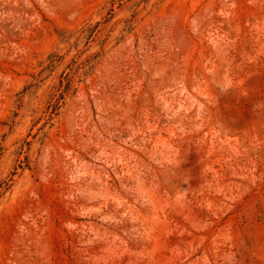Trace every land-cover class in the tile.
Here are the masks:
<instances>
[{
    "label": "rangeland",
    "instance_id": "obj_1",
    "mask_svg": "<svg viewBox=\"0 0 264 264\" xmlns=\"http://www.w3.org/2000/svg\"><path fill=\"white\" fill-rule=\"evenodd\" d=\"M0 264H264V0H0Z\"/></svg>",
    "mask_w": 264,
    "mask_h": 264
}]
</instances>
